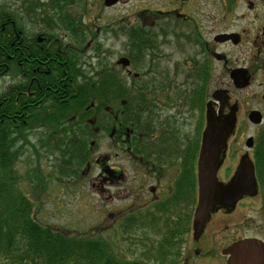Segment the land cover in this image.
Returning a JSON list of instances; mask_svg holds the SVG:
<instances>
[{
    "label": "flooded vegetation",
    "instance_id": "obj_1",
    "mask_svg": "<svg viewBox=\"0 0 264 264\" xmlns=\"http://www.w3.org/2000/svg\"><path fill=\"white\" fill-rule=\"evenodd\" d=\"M135 1V8L133 0L109 4L129 6L115 9L108 29L128 53L110 65L109 103L93 98L91 106L102 109L86 119L80 104L69 109L86 80L82 62H70L79 48L66 41L69 34L52 35L47 10L27 24L16 8L12 17L2 15V32L8 26L16 38L13 81L0 87L13 86L14 118L29 117L33 132L62 129L50 136L65 144L85 130L83 122L97 124L92 186L110 204L103 214L113 221L109 245L119 264H264V0ZM30 3L35 11L44 7L43 0ZM85 17L66 22L94 39L97 19ZM169 44L181 47L190 70L179 89L159 63V49ZM140 50L144 67L133 83L130 54ZM101 140L107 153L99 151ZM202 156L214 180L204 186L210 208L199 214Z\"/></svg>",
    "mask_w": 264,
    "mask_h": 264
},
{
    "label": "rangeland",
    "instance_id": "obj_2",
    "mask_svg": "<svg viewBox=\"0 0 264 264\" xmlns=\"http://www.w3.org/2000/svg\"><path fill=\"white\" fill-rule=\"evenodd\" d=\"M57 2L58 0H43L44 7H42V11L38 10V6L35 11L30 0H0V5L4 10L11 11L16 8L15 10H19L20 15L23 13L21 18L24 19L23 22L25 24L37 20L40 14L47 10V13L51 14L52 18V35L65 38V35L69 34L70 37L66 41L79 48V50L76 49L78 52L77 56L80 60H85L82 70L86 75L95 77V75L99 74L97 71L101 67H104L103 62L110 66L126 57L125 55L128 53L127 46L118 40L113 44L114 38L110 37L108 29L110 16L116 12L115 9H117L118 13H121L124 8H129V6L123 7L118 5L116 7H109V5L104 7L98 2H89L88 4L70 2L67 6L61 4V2L56 4ZM132 3L133 8L139 5V1L133 0ZM36 14L39 16L37 17ZM84 15L97 19L93 21L92 31L96 34L94 39H92V34L84 32V26L80 25V32H77L76 27L72 29L70 24L66 22L69 18H74L75 20L76 18L78 20L82 18L86 21L87 18ZM98 16L100 17L97 18ZM98 26L103 31L100 35L96 31ZM90 39H92L93 45L89 46L88 42ZM178 48L181 47L169 44L159 49L161 70H165L163 72L165 78L169 77V79L174 81L179 80L173 82L176 89H179V85L183 82L182 77L186 80V78H189L190 73L189 68L183 64V51ZM177 59H180L181 62L180 64L177 63L181 65L179 72L176 66H173ZM118 67L121 68L122 66L118 65ZM143 67L144 61L142 57H136L131 64L133 83H140L141 76L139 77V74L137 75L135 72L142 74ZM184 71H187V75ZM12 81L13 76L9 72L0 76V86L2 84H9ZM85 129L88 139H94L95 134L91 126H85ZM23 130L24 134H27L28 149L25 151L24 156H26L23 159V163H19V172L26 177L27 183L23 184L29 187L30 197L34 201L33 211L35 216H37V220L56 229H70L72 232H82V234H87L92 238L101 237L110 242L111 224L113 221H109V218L107 216L104 217L103 214L110 210V204L106 203L108 201L104 197L106 195L101 194L99 196L96 189L92 186L93 179L97 173L94 166V158L98 151L95 150L97 146L93 147V152H91L93 159L88 161V163L82 165L72 164L66 156L52 153V148L49 146L50 133L59 134L63 132L62 129L57 130L58 132L56 133V129L36 128V131L34 130L35 132H33L31 126L25 125V129L20 128L16 132L18 145L24 141L21 134ZM78 130L76 128L74 132H78ZM38 131L39 133H36ZM70 131L73 130L70 129ZM55 136H52V138H56ZM70 142L73 141L70 139ZM99 144L106 145H98L99 151L107 153L109 143H104L101 140ZM63 148L64 146H62ZM70 168L74 170L70 171ZM103 218L107 219L104 221ZM98 221L101 224L104 221L101 225L103 228L101 232L96 227Z\"/></svg>",
    "mask_w": 264,
    "mask_h": 264
},
{
    "label": "trees",
    "instance_id": "obj_3",
    "mask_svg": "<svg viewBox=\"0 0 264 264\" xmlns=\"http://www.w3.org/2000/svg\"><path fill=\"white\" fill-rule=\"evenodd\" d=\"M13 14V10L0 9V19L2 15L12 17ZM3 32L0 26V76L12 69L14 58L12 44L16 39L13 30L8 26ZM132 42L137 47L141 45L140 38H132ZM77 53V51L69 53L70 62L79 60L83 64L85 60H80ZM130 56L134 62L136 57L142 56V51H133ZM103 66L95 77L83 73L86 80L79 86L81 96L69 105V109H72L80 104L84 112L83 119L92 116L95 110L102 109L99 105L91 106L93 98L109 103L114 72L110 71V66L105 62ZM5 90L0 89V97L6 94L8 98L0 104V264H25L28 260L30 261L26 264H119L109 242L105 239L92 238L82 232H72L70 229H56L37 220L29 187L23 184L27 183L26 177L19 172V163H23L25 151L28 149L27 134L22 131L24 141L20 145L17 144L16 136L20 129L17 126L21 125V129H25V125H30V118L24 117L22 121L14 118L18 107L14 100L13 86ZM20 121L21 123L17 125ZM83 125L91 126V129L97 126L84 122ZM85 131L86 129L81 131L83 136L80 140L78 137L81 134H73L76 138L69 144H65L59 137L49 138L52 153L66 156L72 164L88 163L93 159L91 153L93 148L92 140L88 139ZM73 170L70 168V171Z\"/></svg>",
    "mask_w": 264,
    "mask_h": 264
},
{
    "label": "water",
    "instance_id": "obj_4",
    "mask_svg": "<svg viewBox=\"0 0 264 264\" xmlns=\"http://www.w3.org/2000/svg\"><path fill=\"white\" fill-rule=\"evenodd\" d=\"M107 4H111V0L107 1ZM200 185H201V192H200V202H199V206H198V213H203L205 211H207L210 208V203L212 201V195L210 194L209 196L206 194L207 193V189L204 188V186H209V185H213V173H211V171H209V169L207 168L208 166H204V156L201 157L200 160ZM211 168V166H210ZM213 168V167H212ZM209 171L212 174V178H208V175L205 174L204 172ZM212 187L209 189L211 191Z\"/></svg>",
    "mask_w": 264,
    "mask_h": 264
}]
</instances>
